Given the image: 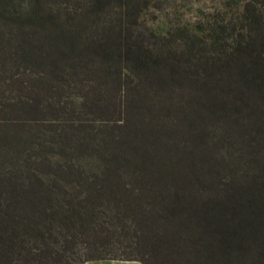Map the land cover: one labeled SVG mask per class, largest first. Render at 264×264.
<instances>
[{
  "label": "trees",
  "instance_id": "trees-1",
  "mask_svg": "<svg viewBox=\"0 0 264 264\" xmlns=\"http://www.w3.org/2000/svg\"><path fill=\"white\" fill-rule=\"evenodd\" d=\"M162 1L0 0V264H264V0Z\"/></svg>",
  "mask_w": 264,
  "mask_h": 264
},
{
  "label": "rangeland",
  "instance_id": "rangeland-1",
  "mask_svg": "<svg viewBox=\"0 0 264 264\" xmlns=\"http://www.w3.org/2000/svg\"><path fill=\"white\" fill-rule=\"evenodd\" d=\"M230 0H163L160 9L146 10L143 15L150 27L161 37L168 36L176 27L191 28L203 20L225 17L236 18V3ZM236 2V1H235ZM204 22V21H203ZM175 27V28H174ZM162 40V39H161ZM86 264H141L137 261L99 260Z\"/></svg>",
  "mask_w": 264,
  "mask_h": 264
}]
</instances>
